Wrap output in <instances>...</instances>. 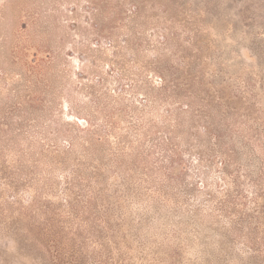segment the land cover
I'll return each mask as SVG.
<instances>
[{"label": "rangeland", "instance_id": "rangeland-1", "mask_svg": "<svg viewBox=\"0 0 264 264\" xmlns=\"http://www.w3.org/2000/svg\"><path fill=\"white\" fill-rule=\"evenodd\" d=\"M0 264H264V0H0Z\"/></svg>", "mask_w": 264, "mask_h": 264}]
</instances>
